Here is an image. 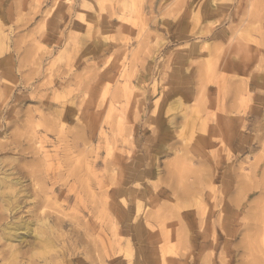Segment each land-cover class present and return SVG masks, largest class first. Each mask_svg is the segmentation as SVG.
<instances>
[{
    "label": "rangeland",
    "instance_id": "obj_1",
    "mask_svg": "<svg viewBox=\"0 0 264 264\" xmlns=\"http://www.w3.org/2000/svg\"><path fill=\"white\" fill-rule=\"evenodd\" d=\"M0 174V264H264V0H0Z\"/></svg>",
    "mask_w": 264,
    "mask_h": 264
},
{
    "label": "bare ground",
    "instance_id": "obj_2",
    "mask_svg": "<svg viewBox=\"0 0 264 264\" xmlns=\"http://www.w3.org/2000/svg\"><path fill=\"white\" fill-rule=\"evenodd\" d=\"M11 186H19V181L9 180L7 175H2V177L0 178V204H1V209L3 213H5L6 215L13 214L19 208L17 199H18V194L20 193H15L14 191H10ZM98 190L100 191V193L98 192L99 196L104 195V191L102 190V186L100 184H98ZM22 220H19L18 222H16L14 218H11L7 222H5L2 229H0L2 240L6 243H9L8 247L10 248L9 250H10V254L12 258H15L19 254V249L16 248V246H13V244H16V243L20 244V243L26 242L27 241L26 238L28 237L32 238L34 241H41L42 243H45L44 242L45 239L42 240V236L40 235V233H38L33 227L34 224L30 222H26V221L22 222ZM46 243H47V240H46ZM47 245L51 246V243L48 242ZM47 258L44 259V262L47 264H50V260L49 259L47 260Z\"/></svg>",
    "mask_w": 264,
    "mask_h": 264
}]
</instances>
